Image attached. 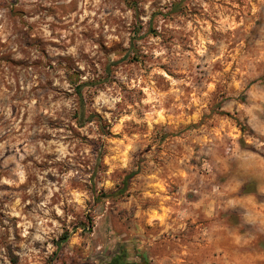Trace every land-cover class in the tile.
<instances>
[{
  "label": "clouds",
  "instance_id": "1",
  "mask_svg": "<svg viewBox=\"0 0 264 264\" xmlns=\"http://www.w3.org/2000/svg\"><path fill=\"white\" fill-rule=\"evenodd\" d=\"M0 264H264V0H0Z\"/></svg>",
  "mask_w": 264,
  "mask_h": 264
}]
</instances>
